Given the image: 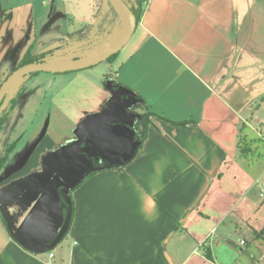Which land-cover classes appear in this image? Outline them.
Segmentation results:
<instances>
[{"label": "crops", "instance_id": "obj_1", "mask_svg": "<svg viewBox=\"0 0 264 264\" xmlns=\"http://www.w3.org/2000/svg\"><path fill=\"white\" fill-rule=\"evenodd\" d=\"M94 7L0 0V85L29 50L61 62L113 44ZM107 62L18 81L0 264H264V141L243 125L264 123V0H148Z\"/></svg>", "mask_w": 264, "mask_h": 264}, {"label": "water", "instance_id": "obj_2", "mask_svg": "<svg viewBox=\"0 0 264 264\" xmlns=\"http://www.w3.org/2000/svg\"><path fill=\"white\" fill-rule=\"evenodd\" d=\"M113 7L117 11L121 22L123 35L121 39L105 50L104 52L90 56L88 58H78L68 61L61 62H34L25 64L15 70H13L7 78L0 85V111L2 110L6 96L10 92L11 88L23 77L30 75L32 73L39 72H68L72 70H78L81 68H87L95 66L103 61H107L109 57L117 53L124 44L129 40L136 22L130 12L129 8L126 6L123 0H110Z\"/></svg>", "mask_w": 264, "mask_h": 264}, {"label": "trees", "instance_id": "obj_3", "mask_svg": "<svg viewBox=\"0 0 264 264\" xmlns=\"http://www.w3.org/2000/svg\"><path fill=\"white\" fill-rule=\"evenodd\" d=\"M147 1L148 0H125L124 3L129 8V10L132 13L136 23L140 20ZM9 16H10L9 14L6 15V18L9 17ZM116 55H117V53H115L114 55L109 57L107 61H112V59H114ZM44 57H45V54H40V55L33 56L31 54V50H29L28 53L26 54V57L21 62V64L18 66V68L23 66V65H25V64H29V63L44 62L43 61ZM33 74H36V73H32L30 75H33ZM30 75H27V76H30ZM19 94H20V90H17L16 92H14L12 97L9 99L7 105L0 111V132H1L4 124L6 123L10 112L15 108V106H16V104L18 102V99H19ZM153 114L154 113L149 111V112H145L143 114V116H142L143 117L144 127H143L142 130L137 132L136 135H135V139L138 142L136 152L141 148V146L143 144V141H144V139H145V137L147 135L148 125L151 123L150 118H151V116ZM174 123L180 124V125H187L188 122L187 121H182V122H174ZM13 148H14V144H11L10 146L7 147L5 153L2 156H0V170L6 164L8 155L13 150ZM118 167L121 168V167H123V165H120ZM94 172H95L94 170L90 171L89 173H87L84 176L83 179H85L86 177H88L90 174H92ZM0 216H1L4 224L7 226L6 219H5V217H4V215H3V213L1 211H0Z\"/></svg>", "mask_w": 264, "mask_h": 264}, {"label": "rangeland", "instance_id": "obj_4", "mask_svg": "<svg viewBox=\"0 0 264 264\" xmlns=\"http://www.w3.org/2000/svg\"><path fill=\"white\" fill-rule=\"evenodd\" d=\"M37 1V0H36ZM94 1V15L96 16H98V15H100V17H102V19H103V21H102V23L100 24V23H97L95 26H97L99 29H98V32H97V37L96 38H98V42H101V39L103 40V41H109V39L111 38V36H113V38H114V36H115V34H116V32H117V30L120 28V30L118 31V33H117V35H116V39H115V41L117 40V38H118V36H119V34H120V32L123 30L122 29V22H121V19H120V17H119V15H118V13H117V11L115 10V8L113 7V5H112V3H111V1L110 0H105L106 1V3H107V5H108V7H109V9H111V12H107L106 10L104 11V12H102L101 11V4H100V0H93ZM124 2H125V0H123ZM41 6H35V9H37V10H41V8H40ZM60 8H62V7H60ZM8 10H11V8H9ZM36 10V11H37ZM96 28V27H95ZM94 36H96V34L94 35ZM96 38H95V40H96ZM115 41L113 42V44L115 43ZM91 42V41H90ZM110 42V41H109ZM112 45V44H111ZM110 45V46H111ZM107 48H109V47H107ZM107 48H105V49H107ZM104 49V50H105ZM103 51V50H102ZM101 52V51H100ZM98 65V69H103V70H106L107 69V66H109L108 65V62L107 61H103V62H101V63H99V64H97ZM96 66V65H95ZM20 81V80H19ZM19 82H17L12 88H11V90H10V92L7 94V96H6V100H5V103H4V106H3V108L7 105V103H8V101H9V99L12 97V95H13V93L14 92H16L17 90H18V88H19V86H17V85H20V84H18ZM21 83V82H20ZM262 107V106H261ZM2 108V109H3ZM137 120H138V123L139 124H141V122H139V119L137 118Z\"/></svg>", "mask_w": 264, "mask_h": 264}, {"label": "built area", "instance_id": "obj_5", "mask_svg": "<svg viewBox=\"0 0 264 264\" xmlns=\"http://www.w3.org/2000/svg\"><path fill=\"white\" fill-rule=\"evenodd\" d=\"M243 125H245L259 139L264 141V123L254 125L249 119H244Z\"/></svg>", "mask_w": 264, "mask_h": 264}, {"label": "bare ground", "instance_id": "obj_6", "mask_svg": "<svg viewBox=\"0 0 264 264\" xmlns=\"http://www.w3.org/2000/svg\"><path fill=\"white\" fill-rule=\"evenodd\" d=\"M122 35H123V30L121 31L120 35H119L118 38H117V41H116L114 44H116V43L121 39ZM114 44H112L111 46H113ZM111 46H109V48H110ZM107 49H108V48H107ZM107 49H105V50H107ZM105 50H103V51H101V52H99V53H97V54H100V53L104 52ZM97 54H95V55H97ZM92 56H93V55H92ZM86 58H88V57H86Z\"/></svg>", "mask_w": 264, "mask_h": 264}]
</instances>
